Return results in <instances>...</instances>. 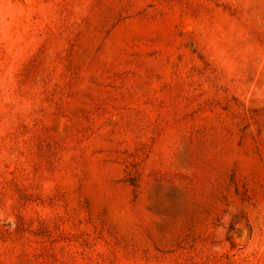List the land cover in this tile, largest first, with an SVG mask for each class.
<instances>
[{
	"label": "rangeland",
	"instance_id": "obj_1",
	"mask_svg": "<svg viewBox=\"0 0 264 264\" xmlns=\"http://www.w3.org/2000/svg\"><path fill=\"white\" fill-rule=\"evenodd\" d=\"M0 264H264V0H0Z\"/></svg>",
	"mask_w": 264,
	"mask_h": 264
}]
</instances>
